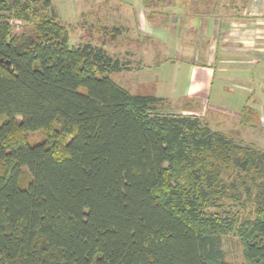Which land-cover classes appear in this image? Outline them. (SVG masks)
<instances>
[{"label": "trees", "instance_id": "1", "mask_svg": "<svg viewBox=\"0 0 264 264\" xmlns=\"http://www.w3.org/2000/svg\"><path fill=\"white\" fill-rule=\"evenodd\" d=\"M69 39L50 0H0V264H228L227 234L264 264V152Z\"/></svg>", "mask_w": 264, "mask_h": 264}, {"label": "crops", "instance_id": "2", "mask_svg": "<svg viewBox=\"0 0 264 264\" xmlns=\"http://www.w3.org/2000/svg\"><path fill=\"white\" fill-rule=\"evenodd\" d=\"M138 1L130 14L133 51L125 61L128 69L115 72L126 73L123 85L133 90L120 86L135 94L137 85H150L139 95L164 98L174 106L191 101L203 112L221 110L241 129L264 130V110L256 109L259 102L252 99L261 85L247 76L248 67H260L264 60V0H228L221 12L216 9L220 0H199L191 8L177 3L174 14L159 12L158 22L150 20ZM247 108L252 121L244 125L241 114Z\"/></svg>", "mask_w": 264, "mask_h": 264}, {"label": "rangeland", "instance_id": "3", "mask_svg": "<svg viewBox=\"0 0 264 264\" xmlns=\"http://www.w3.org/2000/svg\"><path fill=\"white\" fill-rule=\"evenodd\" d=\"M53 10L60 23L68 28L70 45L92 44L97 47H102L111 54L114 58L121 56L123 61H128V52L133 51V43L129 41V37H133L131 11L138 6V0H50ZM199 0H144L147 4L150 20H156L160 16L159 12L168 11L174 14L172 5L180 3L181 6L191 8L194 2ZM227 1L220 0L217 6V12L224 11L227 8ZM139 2V1H138ZM143 3V0L142 2ZM238 4V2H235ZM118 6L121 8L118 10ZM129 14V15H128ZM130 16V17H129ZM131 22V24H130ZM20 24L21 22H15ZM130 24V25H129ZM16 26V25H15ZM128 26V27H127ZM118 27V28H114ZM130 28V29H129ZM120 29L119 35L114 31ZM20 28L14 27L13 31H18ZM127 30H129L127 32ZM137 33V32H136ZM117 36V37H116ZM128 40V41H127ZM120 46V48L118 47ZM135 62V61H134ZM132 75V74H129ZM138 75L137 73L135 76ZM111 78L119 85L126 88L123 84L126 83L127 74L112 73ZM248 78L254 77L256 82H259L261 88L260 93L253 97L259 102L258 107L261 106L264 110V60L260 67H248ZM139 78V76L137 77ZM139 91L135 94L147 93L151 89L149 85H137ZM129 91L131 87L126 88ZM246 98V97H245ZM244 98V99H245ZM243 99V101H244ZM186 106L187 110L181 108V104L172 106L168 112L173 113H197L200 125H207L212 130L220 131L231 137L237 145L252 146L264 152V130L255 128H240L237 122L229 115L222 114L221 110L215 112L205 111L203 108H198L189 101ZM259 110H261L259 108ZM167 112V111H166ZM4 117H0V123ZM45 140V136L41 131L34 132L28 135V142L35 144ZM244 212V213H243ZM242 214L245 215L246 211ZM219 248L224 253V259L228 264H243V245L241 240L234 234H227L221 237Z\"/></svg>", "mask_w": 264, "mask_h": 264}, {"label": "water", "instance_id": "4", "mask_svg": "<svg viewBox=\"0 0 264 264\" xmlns=\"http://www.w3.org/2000/svg\"><path fill=\"white\" fill-rule=\"evenodd\" d=\"M2 60H0V62H1Z\"/></svg>", "mask_w": 264, "mask_h": 264}]
</instances>
